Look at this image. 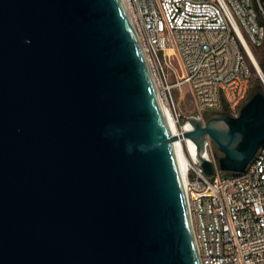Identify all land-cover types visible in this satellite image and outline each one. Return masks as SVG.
Wrapping results in <instances>:
<instances>
[{
  "label": "water",
  "instance_id": "1",
  "mask_svg": "<svg viewBox=\"0 0 264 264\" xmlns=\"http://www.w3.org/2000/svg\"><path fill=\"white\" fill-rule=\"evenodd\" d=\"M203 115L171 134L123 0H0V264H201L174 140L243 172L264 80Z\"/></svg>",
  "mask_w": 264,
  "mask_h": 264
},
{
  "label": "built area",
  "instance_id": "2",
  "mask_svg": "<svg viewBox=\"0 0 264 264\" xmlns=\"http://www.w3.org/2000/svg\"><path fill=\"white\" fill-rule=\"evenodd\" d=\"M123 1L174 118L172 89L182 83L193 93V116L204 121V111L223 105L236 114L253 74L264 80L253 53L264 52V0ZM175 120L180 131L186 124L193 129L189 118L184 125ZM205 140L213 160L211 140ZM199 162L188 159L184 184L201 264H264V145L235 175L215 169L208 176Z\"/></svg>",
  "mask_w": 264,
  "mask_h": 264
},
{
  "label": "rangeland",
  "instance_id": "3",
  "mask_svg": "<svg viewBox=\"0 0 264 264\" xmlns=\"http://www.w3.org/2000/svg\"><path fill=\"white\" fill-rule=\"evenodd\" d=\"M253 53L258 60L264 56L263 50L259 49V48H254ZM173 63L178 68V72L181 73L177 58L174 57ZM262 71L264 72V70H262ZM258 77H259V75L255 72L252 76L249 92L255 86V84H260V80L257 79ZM174 81H175V78L171 77V82H174ZM172 93H173V97H174V101H175V107H176L175 117L178 120V123L180 125H184L186 123L187 119L189 118L188 116H190V115L193 116L197 112L196 108H195V104H194L193 93L191 92V89L187 83H182L180 86H175L172 89ZM161 101L163 102V99ZM163 103L166 105L165 101ZM222 110H228V109L225 105H223L222 108H220L219 110H216V111H222ZM202 117L205 121L204 115Z\"/></svg>",
  "mask_w": 264,
  "mask_h": 264
},
{
  "label": "bare ground",
  "instance_id": "4",
  "mask_svg": "<svg viewBox=\"0 0 264 264\" xmlns=\"http://www.w3.org/2000/svg\"><path fill=\"white\" fill-rule=\"evenodd\" d=\"M164 112L166 115V120L168 122V126L171 130L172 135H176L182 132H185L187 130H191L189 125L186 124L184 128L180 131L179 128H177V123H176V117L174 118L167 108V106L162 102ZM174 145H175V151L177 154V159L180 167L181 174L183 176V179L185 181V174H186V169H187V164H188V159L189 158H194L197 155L196 151V146L195 143L191 140L189 137H177L174 140Z\"/></svg>",
  "mask_w": 264,
  "mask_h": 264
},
{
  "label": "trees",
  "instance_id": "5",
  "mask_svg": "<svg viewBox=\"0 0 264 264\" xmlns=\"http://www.w3.org/2000/svg\"><path fill=\"white\" fill-rule=\"evenodd\" d=\"M259 64H260L262 70H264V56L261 59H259ZM257 79L260 80L259 77Z\"/></svg>",
  "mask_w": 264,
  "mask_h": 264
}]
</instances>
